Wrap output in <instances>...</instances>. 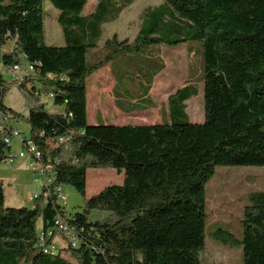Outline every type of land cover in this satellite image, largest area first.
<instances>
[{"label": "trees", "instance_id": "obj_1", "mask_svg": "<svg viewBox=\"0 0 264 264\" xmlns=\"http://www.w3.org/2000/svg\"><path fill=\"white\" fill-rule=\"evenodd\" d=\"M48 1L58 10L64 44L42 42L44 0H0V52L11 41L1 55L5 68L23 61L32 67L14 80L29 100L30 138L54 169L53 185H70L83 198L82 211L67 219L79 245L65 250L79 264H203L205 184L214 168L264 166V0H162L144 9L132 41L105 40L103 58L89 65L102 24L133 0H98L88 15V0ZM189 41L202 49L203 122L188 120L185 101L196 87L187 84L168 96V122L88 123L86 82L94 71L114 56L131 60L147 46ZM6 90L0 74V113L19 120L2 104ZM49 94L61 113L46 111L41 97ZM65 135L64 144L53 145ZM9 150L0 136V162ZM92 168H113L123 180L86 198ZM32 203L5 207L0 182V264H74L37 246L38 218L41 229L51 228L59 209L41 193ZM94 210L102 218L90 219ZM241 224V240L221 227L211 236L241 244V264H264V191L248 195Z\"/></svg>", "mask_w": 264, "mask_h": 264}, {"label": "rangeland", "instance_id": "obj_2", "mask_svg": "<svg viewBox=\"0 0 264 264\" xmlns=\"http://www.w3.org/2000/svg\"><path fill=\"white\" fill-rule=\"evenodd\" d=\"M97 1L88 0L82 14L91 13ZM161 2L162 0H133L121 10L114 20L102 24L98 46L88 50L86 55L88 65L97 63L103 58L107 51V48H104L105 40L116 37L118 41H132L138 32L144 9L156 6ZM43 11L44 33L42 42L48 46L63 45L64 38L61 26L57 21L58 10L48 0H44ZM11 48L12 42L7 41L0 52V74L7 85V90L3 93L1 100L6 108L20 115L21 119H13L9 113L4 116L14 128L22 132L23 136L29 138L30 125L26 121L30 105L29 100L15 84L16 73L6 69L2 63V52H7ZM172 48L147 46L139 56L136 54L135 58L124 60L119 66L120 72L116 79L117 83L112 82L108 68L97 71L94 76L99 73L102 78H96V82L92 77L88 80L90 85L88 89L89 118L103 119L104 122L108 123L150 124L160 120L165 122L168 120V96L177 88L192 84L196 87V94L185 101V111L190 122H203L201 45L197 41H189L184 46L178 45L177 48ZM145 55L149 58L146 59ZM137 69L140 72L136 71ZM22 71H24V64ZM155 71L157 72L156 76L152 78V73ZM114 85H116L115 91H113ZM149 86H151L149 98L153 105L138 110L139 113L134 114L135 116L125 112L126 115L123 114L122 110L113 102V92H121L123 98L119 99L117 104L123 108V106L129 105L128 97L133 94L145 93ZM46 96L41 97L45 103L46 111L51 114L60 113L59 111L63 107L54 105L52 98ZM1 117L2 114L0 113V120ZM16 144L13 143V151L19 150V146ZM28 165L27 156L15 158L10 163L0 162V182L3 186L5 207L17 208L33 205L30 197L40 189L38 181L40 175ZM121 182L122 175L113 168L88 169L85 196L86 198L91 197L106 185L120 184ZM63 191L68 214L73 215L81 212L83 198L70 185H63ZM254 191H264V166H216L214 168L213 175L205 184L206 237L204 249L200 254L203 264L242 263L241 244L230 246L219 243L212 238L211 233L216 227H221L232 233L236 239L241 240L243 209L248 204V195ZM103 215L104 213L99 215L94 210L89 214V218L95 220L102 218ZM41 223V218H38L36 223L38 233ZM65 241L58 243L60 254L74 264H79L69 251L65 250L67 245Z\"/></svg>", "mask_w": 264, "mask_h": 264}, {"label": "built area", "instance_id": "obj_3", "mask_svg": "<svg viewBox=\"0 0 264 264\" xmlns=\"http://www.w3.org/2000/svg\"><path fill=\"white\" fill-rule=\"evenodd\" d=\"M24 64V71H22V65ZM11 72H15V79L20 78L29 73L32 67L27 62L23 61L22 64H16L7 68ZM46 97H51V94ZM0 136L5 146L9 147V152L3 162L10 163L15 158H24L27 156L29 159L30 167H34L40 175V189L38 192H34L30 197L31 201L38 197L41 193L45 199H52L56 203L59 211L53 216V225L51 228L46 230L41 229L38 233L37 246L40 248L42 253L48 255H57L60 253L58 243L55 239L64 242L66 239L67 245L77 247L79 245V239L77 233L72 225L68 223L70 214L67 212L66 197L63 191V185H53L54 180V169L49 162H43L41 159V151L38 146L29 137L23 136L22 132L14 128L5 117L0 120ZM69 135L56 137L53 145L57 146L64 144ZM13 143H17L19 146L18 151H13ZM66 245V246H67ZM65 246V247H66Z\"/></svg>", "mask_w": 264, "mask_h": 264}, {"label": "crops", "instance_id": "obj_4", "mask_svg": "<svg viewBox=\"0 0 264 264\" xmlns=\"http://www.w3.org/2000/svg\"><path fill=\"white\" fill-rule=\"evenodd\" d=\"M185 45V43L184 44H180V46H184ZM97 46H98V44H97ZM154 46H160V48L161 47H164V48H169V49H173L172 47H169V46H165V45H154ZM178 47V46H177ZM177 47H175L174 46V48H177ZM157 51V50H156ZM145 57L146 58H149V56L147 57V55H145ZM124 58H126V56H120V55H118V56H114L111 60H109L103 67H101L100 69H98V70H96V71H94L93 72V76H90L89 78H88V80H90V79H94L95 80V82H96V78L98 79V78H102L101 76H100V74L99 73H97L95 76H94V74L97 72V71H99V70H101L102 68H108L107 70H108V74L109 75H111V80H112V82H115V83H117V76L119 75V71H118V66H119V64H121L122 62H123V60H124ZM157 73V72H156ZM156 73L152 76V78L153 77H155L156 76ZM92 77V78H91ZM88 80H87V82H86V111H87V121H88V123L89 124H96V123H103V124H114V125H123V124H132V125H136V124H145V123H132V122H126V123H116V122H110V123H108V122H104L105 120H98V119H96V118H94V119H90L89 118V109H88V101H89V99H88V89H89V87H90V85H89V82H88ZM151 85V84H150ZM115 88H116V85H114V87H113V91H115ZM150 90H151V86H149L148 87V90H146V92L145 93H139V94H137V95H134L133 93V95H131V97H128V99H127V102L129 103V105H127V106H123V108H121V106H118V104H117V102L119 101V99H121V98H123V96H122V93L121 92H113L114 94L112 95V97H113V102H114V104L117 106V107H119L121 110H122V113L123 114H128V115H134V114H137V113H139V111H140V109H144V108H148V107H150V106H152L153 105V102L151 101V99L149 98V93H150ZM116 95V96H115ZM148 100V102H146ZM137 107V108H136ZM139 110V111H138ZM63 111V109L61 110V111H59L60 113ZM125 112V113H124ZM125 114V115H126ZM168 114V113H167ZM135 116V115H134ZM130 117V116H129ZM2 118V117H1ZM17 120V119H16ZM169 121V116H168V120H166L165 122H168ZM160 122H162V120H160V121H156V122H154V123H160ZM153 122L152 123H150V124H154ZM17 145V144H16ZM29 166V165H28ZM29 168H30V166H29ZM31 169H34L35 171H37L34 167H31ZM120 175H122V180H123V174H122V172H120L119 173ZM40 180V177H39V179H38V181ZM86 186H87V171H86ZM94 186V185H93ZM102 189V188H101ZM31 201V200H30ZM41 227H42V223H41V225H40V230H41ZM55 242H57V243H59V242H61V241H59V239H55ZM60 245V244H59ZM60 247V246H59Z\"/></svg>", "mask_w": 264, "mask_h": 264}]
</instances>
